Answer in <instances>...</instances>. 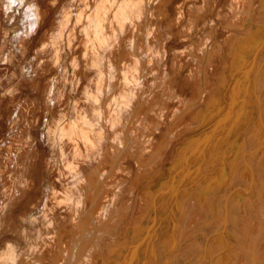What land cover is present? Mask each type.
I'll return each mask as SVG.
<instances>
[{"label": "bare ground", "instance_id": "bare-ground-1", "mask_svg": "<svg viewBox=\"0 0 264 264\" xmlns=\"http://www.w3.org/2000/svg\"><path fill=\"white\" fill-rule=\"evenodd\" d=\"M30 1L27 2L28 5H30ZM42 1L37 0L34 5L32 4V12L29 11L31 13L28 12L26 17L28 19V15L32 14L29 17L30 23L25 18L23 20L29 24L28 28H25V39L27 41L35 37L37 40L40 36L39 31H42L49 23L51 29L46 31L47 33L42 37L36 49V56L31 59L32 63H35H33L34 67L30 70L27 69L31 68L30 64L32 63H29L30 67H25L26 72L24 67L20 68L22 82L18 87L20 89L26 85L32 93H37L48 102L40 111L44 115V119L41 120V126L37 127L48 149L47 158L43 161L47 172L59 168L67 169L71 174L75 171L77 173L84 172L85 168L92 163V154L97 151L95 143L91 140V138H95L96 132L94 129L89 130L87 124H92L97 120L101 121L103 115L106 118L110 116V111L108 112L105 106L112 98V94L113 98L120 102L128 83L134 82L135 78L139 84L143 83L142 76L145 75L141 76L143 69L141 66L146 63L142 65V61L139 63L141 66L134 64L132 58L136 55V51L132 52L135 54L134 56L131 55V52L128 53L130 50L126 53L125 50L128 47H125L126 49L122 47L125 52L121 48L122 51H117V44L127 46L128 43H132V40L140 52L147 50L150 42L154 44L148 57L153 61L152 63H156L155 67H152L153 69L149 64L151 72L155 73L156 66L165 56L166 41L176 35V31H171L169 36H162L161 22L167 19L166 26L168 27L165 29L169 28V31L175 29L179 24H184L187 30L190 28L193 36L203 31H206L207 34L210 21L218 15L221 2V0H202V3L200 0H157L159 11H161L157 12L156 7H151L155 0H144L142 2L145 14L139 17L141 14L139 11L140 14L135 15L136 18L139 17L136 20L132 21L131 18L133 19L134 16H131L123 21L122 14L126 11L125 9L136 5L135 3L133 5V0H50L46 15H42ZM224 1V9H226L224 13L226 17L229 15V18L226 21L223 19L224 22L220 20V22L214 23L216 40L210 43L212 51L217 53L222 46L227 57L233 53L240 55L262 51L264 48V26L256 28L254 37L249 32L245 34L240 32L243 30L244 22H247L252 14L251 1L246 0L245 4L250 8L245 16L241 15L242 17L240 16L243 7L242 0ZM139 3L141 4V2ZM170 3L172 4V15H168ZM29 9H25V11ZM260 9L264 12V0L260 1ZM22 11L24 12V10ZM10 16L7 21L12 20ZM12 16L15 17V15ZM17 16L18 14L16 18ZM21 17L22 20L23 14ZM133 28L136 31L135 34L131 33L134 31ZM119 30L122 31V35H119ZM19 36L20 34L17 36L18 40L21 39ZM186 37L194 39L188 35ZM163 39L166 41L162 44L160 41ZM195 42L190 44L191 51H188V48L175 52V57H177L172 60L174 65L170 64V69L172 68L174 71L171 91L162 92L158 96H150L146 93L136 95L135 102L137 101V103L135 104L138 105L135 110L136 116L147 120L146 131L148 133L160 132V135L156 139L148 136L143 137L142 141L146 143L140 142L139 148L134 152H130L127 141L123 142L120 148L110 149V152L118 158L117 161L128 164L133 156H139L134 168L129 171L126 163L124 167L126 170L123 172L127 173L126 176L132 172L130 179L138 186L155 178L154 172L159 167L158 163L163 161L167 152L173 149L172 144L180 139V132L177 133L176 126L172 127L170 123L171 120L185 122V117L190 113L183 111L184 106L188 110L191 107L210 108L220 104L222 98L225 99V92L218 95L209 94L208 86L212 77L223 73V69L226 70L229 63L224 60L221 62V59L209 62L207 58L209 44L206 45L205 38L199 45H196ZM4 45L5 40L0 39V55ZM131 46L133 45H130L129 49ZM105 52L111 65L110 67L108 65V69H104L103 63L97 74L99 80L109 83L104 98H92L97 105L93 104L90 111H85L84 107L82 111L71 110L67 114L63 110L64 104L73 97L78 102L81 97L87 96V92H85L87 91L85 90L86 75L89 71L94 70ZM8 53L11 54V50H8ZM6 58L9 63V56L6 55ZM102 59L105 60L104 57ZM253 79L255 91L264 87V72L253 74ZM158 85L159 82L156 81L152 87ZM116 101H112V103L117 105ZM112 103L107 107L111 109ZM117 106H113L115 111L118 109ZM55 109L59 110L58 117L53 114ZM119 112L121 113V111ZM262 117L264 120V114ZM32 123L30 122V126ZM186 125H188L185 129L186 132H192L193 128L197 127L192 123ZM27 126L19 128L21 130L18 131L21 135L32 129L28 123ZM13 127L15 126H9L11 130L16 129ZM185 131L183 130V132ZM216 131L220 134L217 135V146L209 143L199 145L196 149L188 147L187 162L181 167L175 166L172 169L175 172L172 180L164 182L163 186L154 191L148 190L149 192L145 194L138 211L133 240V247L138 252L136 256L132 257L129 264H227V255H224V251L229 245L233 246L241 239L242 243L239 244L238 249H234V264H264V153L262 152L264 125H260L257 130L261 134L257 137L253 147L244 143L240 145L243 142H240V138L246 132V127L235 132L236 135L232 140H230L232 130L230 126L227 128L224 120L217 122ZM229 133L231 134L229 135ZM10 142L12 141H9L7 147L0 148V156H5L10 163L7 167L0 165V236L1 233L11 228L14 209L20 203V199L22 200L25 195H28L36 185L33 180V172L37 170L38 166V158L33 153L35 144L23 145V141L17 142L16 140L15 143L13 142L14 146L16 145L14 147ZM236 147L239 149L234 154ZM40 161L42 160L40 159ZM117 165L116 163L115 167H110L111 170L119 171ZM20 170H24L30 175L23 178L19 175ZM96 175H99V170L93 167L86 178L91 179ZM102 175H104L103 172ZM115 176L117 177L116 174ZM102 195H105L104 190ZM111 197V204L117 202L116 195ZM191 203L194 205L192 206ZM60 205L61 203L54 199V196L46 188L42 192V198L32 207L34 209L32 213L46 219L57 211ZM252 205H256L259 217L253 216ZM74 206L69 209V213L79 228L54 231L53 236L50 234L51 239L50 235L47 237L50 240L47 241L45 238V243L41 241L44 247H49L48 255L52 259L46 254L37 261L35 255L24 258L25 253L17 256L16 260L12 259V264H38L42 260L44 262L45 258L50 260L49 264H70L73 262L75 258H73L72 250L75 245L68 246L67 242L82 229L85 233V240L87 238L90 244L92 243L91 236L88 234L90 229L88 231L86 228L83 229L89 213L86 215L85 208L82 209L80 206L74 208ZM162 217H164L165 223H163ZM34 224H36V220L31 219L30 225ZM41 242L39 241V243ZM58 250L61 252L56 254L55 252ZM8 253L5 250L0 259L8 258ZM4 264L6 263L4 262Z\"/></svg>", "mask_w": 264, "mask_h": 264}, {"label": "rangeland", "instance_id": "rangeland-1", "mask_svg": "<svg viewBox=\"0 0 264 264\" xmlns=\"http://www.w3.org/2000/svg\"><path fill=\"white\" fill-rule=\"evenodd\" d=\"M28 1L29 0H0V39L5 40L4 49L0 55V148L4 146L7 147L9 145V141H12L10 144L13 142L15 143L16 140L17 142L23 141V145L34 143L35 147L33 153L34 156L38 158L37 170L33 172V180L36 185L28 195H25L22 200L20 199V203L15 207L12 216L11 228L8 231L1 233L0 250L2 253L0 251V256L5 252V250L9 252V256L8 258H4L5 261L4 259H0V264H4V262L6 264H12V259L16 260L17 256L25 253L26 256L24 258H28L30 255H35V257H37V261L46 254L48 255L49 247H44L42 242L45 243L46 240H50L51 235L53 236L54 234V231L60 232L79 228L75 225V221L73 220L72 215L69 213V209L71 207L73 208L74 205V208L78 206L82 207V209L85 208L86 215L89 213V216L85 219L83 229L86 228L87 231L90 229L88 234L91 236L92 243L90 244V241L87 238L85 240V233H83L84 230H79L80 232L77 233V235L74 236L69 242H67L68 246L73 244L75 245V248L72 250L73 258L75 259L70 264H129L130 260H132V257L136 256L138 252L137 249L133 247V240L135 236L138 211L141 202H143L145 198V194L149 192L148 190L154 191L163 186V184L166 182L172 180V177L175 175V172L172 171V169L175 166L181 167L187 162V154L189 153L188 147L196 149L199 145H205L209 143L217 146L218 142L216 139L218 138L217 135L220 134L218 131H216V124L221 120H224L227 124V128L230 126L232 130V134L229 133V135L231 134L230 140H232L236 135L235 132L241 131L243 127H246V132L240 138V142L243 141L240 143V145L243 143L249 147H253L255 145L257 137L261 134L258 133L257 130L259 129L260 125H264V120L262 117V114H264V87L258 91H255V81L253 79V74L264 72V48H262V51L260 52H252L250 54L244 53L236 55L233 53L230 55V57H227L224 54L225 52L222 46L220 47L219 52L216 53L212 51L210 48V43L211 41L215 42L216 40V32L213 29L214 25L216 22H220V20L221 22H224L223 19L226 21L229 18V15L226 17L224 13L226 11V9H224V0H221L220 2V10L218 11V15L212 18L210 21L207 34L206 31H203L202 33L193 36L190 28L187 30V27H185L184 24H179L180 26L178 25L175 27V29L169 31V28L165 29L168 27L166 26L167 19H164L161 22L162 36H169V32L171 31H176V35L171 36V38L167 41L164 40L165 38L163 41H160L162 44L164 41L167 42V50L162 61L156 66L158 72H151V69L155 67L156 63H152L153 61L150 59V57H148L151 47L154 46V44L150 42L147 50L145 49L144 52H140L138 48L136 49L134 46L136 43H134L132 40V43H128L127 46L124 44H117V51H120L122 47H128L127 50H125L126 48L122 50H125L126 53L130 50L128 53L130 54L131 52V55L133 56L136 54L132 58L134 60V64L138 65L143 61L141 63L142 65L145 63L146 66L148 65V67H146L145 65L141 66V64H139L143 68L142 73H145H141V76L145 75L142 76L143 83L139 84L137 78H135V81L131 84L128 83L126 89L124 90L123 99H121L120 102H118V100L116 101V99L113 98V94L111 93L112 96H110L113 98V100L111 97H109L111 99H109V102H107V105L105 106L106 109H108V112L110 111V116L106 118L105 115H103L101 116V121L97 120L92 124H87V128H89V130L94 129L96 132L95 138H91V140L95 143L97 151L96 153L92 154V163H90L89 166L85 168L84 172L77 173L75 171L73 174H71V172H68L67 169L64 170L59 168L47 172L43 161L47 158L48 149L46 147L47 145L45 144V141L42 139L41 134L39 133L38 128L41 126L44 119V115L40 111H42V107H44V105H46L48 102L45 101L44 98L42 99L37 93H32L29 88H27L28 86L23 85V88L20 89L18 86L22 82L20 68L24 67L25 70V67H30L31 65V68H27L30 70L32 67H34L35 63L33 62V64L31 59L36 56V49L38 48L40 40L51 29V26L49 23V25L43 28L42 31L40 30V36L37 38V40H35L34 37L26 41L25 28L29 26V17L32 14H30V16L28 15V19H26V17L27 14L32 12L31 10L33 9V5L37 0H31L30 5H28ZM49 1L50 0L42 1V15L47 14ZM142 1L144 0H133V5L134 3L136 4L133 7L137 12L133 7L125 9V13L123 12L122 14L123 21L131 16H134L133 19L131 18V20L134 21V19L136 20L141 15L143 16L145 14V8ZM156 1L157 0H155L154 5H151V7H156V11L161 12L159 11V6ZM250 1L252 14L250 15V18L247 20V22H244L243 30L240 32H244V34L249 32L252 34V37H254L256 28L259 26H264V12L260 9L261 0ZM139 2H141L142 5ZM202 2L203 1L200 0V3ZM137 3L139 4L137 5ZM245 3L246 0H242L243 7L242 11H240V16H245L248 9L250 8L249 5H246ZM173 4L175 3L173 2ZM22 5L24 8L26 5H28L30 7L27 6L25 9H30L26 10V12ZM171 6L172 4L170 3L168 5V15L173 14ZM13 8L18 11L16 12ZM131 8L134 10L132 11ZM22 10H24L25 13ZM7 11L10 14H7ZM15 12L16 14H14ZM11 14L15 15V17ZM17 14V18L19 19L16 18ZM22 14L23 19L21 20ZM136 14H140L139 17L136 18ZM9 16L12 20L7 21ZM24 18L26 21H28L27 23L26 21H23ZM13 20H16L15 22L19 23L17 24ZM134 31L131 33L135 34L136 31ZM23 32L24 34H22ZM121 32L122 31L119 30V35H122ZM18 33L20 34L19 38L21 37L20 40L17 39V36L19 35ZM187 35L194 39L186 37ZM23 37L25 40L22 39ZM180 38L183 39L181 40ZM203 38H205L206 45L209 44V52L207 55L209 62H212L214 59H221V62L224 60V62L229 63V65L226 67V70L223 69V73L212 77L213 79H211L212 81L208 86L209 94L212 95L213 93V95H218L221 92H225V99L222 98L220 104H216L210 108L191 107L188 110V108L184 106L183 111H188L187 113L190 114L185 117L186 120L184 123L183 120L181 122L179 120H171L170 124L172 127L176 126L175 131L177 133L180 132V139L172 144L173 149L168 151L166 156L163 158V161L158 163L159 167L154 172L155 178L153 180L155 183L153 180H150L148 182H143L141 183L142 185L138 186L132 181V179H130L132 172L128 176H126L127 173H123L124 170H126L124 167L127 162L125 163L122 161V163L121 161H117L118 158L110 152V149L113 147L120 148L123 145V142L127 141L130 146V148L128 146L130 152H134L139 148L138 144H140V142L146 143L142 141L143 137L148 136L149 138L156 139L160 135V132L155 134L151 132L148 133L146 131L148 127L147 120L140 119L136 116L135 110L138 108L136 107L138 105L135 104L137 103V101L135 102L136 95H140V93H146L150 96H158L162 92L171 91V89H173L174 71L172 68L170 69V64L173 62L172 60L177 57H175V52L179 50L183 51L184 49L188 48V51H191L190 44L196 41L195 44L199 45ZM11 39L14 40L12 41ZM130 45H133L131 46L132 49L131 47L129 49ZM8 50H11V54L8 53ZM132 52H135V54H132ZM6 55L9 56V63ZM103 57L107 62L102 59ZM109 60L110 59L107 57L105 52L98 61V65H96L94 70L87 73V77L85 79V90H87L85 92H87V96L85 98L81 97L78 102L75 101L74 97L69 102H66V104H64L65 108H63V110H65L67 114H69L71 110L82 111L84 110V107L85 111H90L93 104H96L92 98H104L103 96H105L107 93L106 89L108 88L109 83L106 81L104 83L103 81L99 80L97 74L100 72L103 63V66L105 65L106 67H104V69H108V65L110 67L111 61ZM29 63L32 64L29 65ZM26 71L27 70H25V72ZM146 73L149 74L146 75ZM155 80L159 82V85L152 87L153 83L156 82ZM112 101H116L117 105L119 103V106L115 105V103L113 104ZM110 103H112L113 106H117L118 109L115 111V107L113 106H111V109L108 108L111 105ZM54 111V116L58 117L59 110L55 109ZM119 111H121V113ZM102 117L104 118L103 122ZM30 122L32 123L31 126ZM27 123L32 129H30V131H28L26 134L21 135L20 131L18 130L26 128ZM187 123L195 124V126L197 125L199 128L196 129V127L193 128L192 132H186L185 129H187ZM10 125L15 126L13 129L16 128L17 130H11L9 128ZM21 125L25 126L22 127ZM183 130L185 132H183ZM204 133L206 134L203 135ZM238 149V147L234 149V154ZM262 152L264 153V148H262ZM40 159L42 161H40ZM138 159V155L133 156L131 161H129V164H126L128 170H132L134 168V165L136 164L135 162H137ZM116 163L118 164L117 166H119V171L117 172L114 171V169L111 170L110 168L115 167ZM9 164L10 163L5 156H0L1 166L7 167ZM93 167L98 168L99 175L91 177V179L86 178L88 172ZM102 172L104 175H102ZM19 175L24 178L30 175V173H25L24 170H20ZM46 188L49 190V193L54 196V199L61 203V205L57 211L50 214L46 219H43L32 213V210L34 212L32 207H34V205L38 203L39 199L42 198V192H44ZM103 190L105 195H102ZM112 195H116L117 197V202H114L113 204H111L110 201ZM191 205L193 206L194 203H191ZM252 208L253 216L259 217L256 205H252ZM31 219H35L36 224L30 225ZM162 220L163 223H165L164 217H162ZM48 236L50 239L47 238ZM39 241L42 242L39 243ZM241 243L242 239L233 246L229 245V248H226L224 255H227V264H232V262L234 264V252L238 249L237 247ZM44 248L48 249L45 250ZM61 250H58L55 253L57 254V252L59 253ZM11 255H13L14 258ZM50 258L52 259L51 256ZM49 262L50 260L45 258L44 262L42 260L38 264H49Z\"/></svg>", "mask_w": 264, "mask_h": 264}]
</instances>
